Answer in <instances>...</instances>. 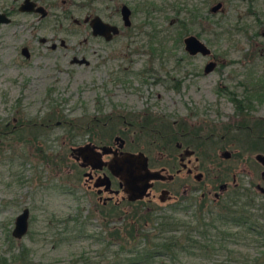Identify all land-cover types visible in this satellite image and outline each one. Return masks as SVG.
<instances>
[{
	"label": "rangeland",
	"instance_id": "obj_1",
	"mask_svg": "<svg viewBox=\"0 0 264 264\" xmlns=\"http://www.w3.org/2000/svg\"><path fill=\"white\" fill-rule=\"evenodd\" d=\"M34 1L46 9L44 18L14 10L11 22L0 25V118L10 116L18 106L27 118L42 119L54 111L51 122L60 120L65 125L53 127L49 135L43 133L36 148L14 140L1 147L0 142V259L5 258L7 264H68L83 253L88 262L107 264L111 262L108 249L96 238L121 228L117 218L120 210L126 215L143 209L164 211L179 219L190 215L192 207L171 210L174 202L161 204L157 199L129 204L122 194L117 196V205L102 207L95 193L86 188L68 150L71 142L77 145L90 136L79 128L93 116L104 117L102 121L117 113H139L140 121L149 117L150 127H157L161 134H141L138 127L121 134L109 125H99L91 138L95 143H107L118 136L124 140L123 150L142 151L148 155L149 165L164 166L169 172L178 168V150L173 142L159 150L164 124L171 129L181 125L178 134L198 129L202 144L195 147L198 141L190 136L176 135L174 141L194 151L186 158L195 165L193 173H201V178L196 180L180 171L173 185L167 183L176 195L182 188L187 193L185 198L197 204L201 198L209 202L219 183H227L226 193L231 191L232 178L241 188L255 190V185H262L260 172L264 168L253 156L264 155V39L259 35L264 29V0H187L197 2L199 15L195 22L184 20L187 24L182 34L174 10L183 0ZM19 2L0 0V10ZM216 2H221V7L209 12ZM121 3L131 10L128 28L122 27L119 18ZM93 14L115 23L119 34L109 42L91 37L82 19ZM189 34L206 44L210 56L182 60V67L177 65L185 58L182 38ZM60 40L63 46L58 45ZM51 43L55 49L49 48ZM22 46L28 49V59L20 54ZM72 55L86 58L88 65L70 64ZM212 56L214 69L203 74V64ZM191 71L193 76L187 75L182 85L171 86ZM158 75L160 80L152 82ZM229 91L233 92L229 97L236 95V100L248 97L251 105L239 113L227 96ZM120 130L123 132L121 124ZM209 131L215 139L203 141ZM222 151L229 156L223 158ZM260 197L253 200L264 202ZM23 207L29 211L27 233L19 240L11 237L9 243L6 236H11L13 219ZM154 224L146 227L150 230ZM223 227L230 233L241 231L231 223ZM242 235L247 240L252 237ZM246 243L245 239H235L225 246L238 262L264 250V245ZM108 248L112 250L113 245ZM225 257V252L211 257L192 252L179 260L182 264H214Z\"/></svg>",
	"mask_w": 264,
	"mask_h": 264
},
{
	"label": "flooded vegetation",
	"instance_id": "obj_2",
	"mask_svg": "<svg viewBox=\"0 0 264 264\" xmlns=\"http://www.w3.org/2000/svg\"><path fill=\"white\" fill-rule=\"evenodd\" d=\"M31 1L35 2V4L38 5L36 3V1H34V0H31ZM21 3H22V0H20V2L17 3L15 5V7H11L9 9L2 8L0 10V13L4 14L9 19V21L7 23H0V25H7L11 22V15H12V12H14V10L18 13H25V12H20L18 10V7L20 6ZM122 4H124V3H121L119 5V8H118V14H119L120 21H121L120 6ZM38 6H41V5H38ZM41 7L45 11L44 16H40L39 13H37V14H38L39 18H44L47 14V11L43 6H41ZM127 8L129 9V20H130V24H131V10L128 6H127ZM31 13H35V12H31ZM94 15H97V14L86 15L82 19V23L89 30V34L91 37L99 38V39L103 40L104 42H109L111 39H113L115 36H117L119 34L120 30L115 23L105 21L99 15H97L100 17V19L102 21L116 25L118 28V33L116 35L112 36V38L109 41H105L101 36H92L91 32H90V27L88 25V21ZM73 23L76 25L79 24L78 20H73ZM130 24L128 26H123V24L121 22V25L124 28H128L130 26ZM263 30L264 29L259 31V35L261 36V38L264 39V37L261 35V32ZM39 41L41 43H44L45 39L40 38ZM52 44H54L53 47H51ZM58 45L63 46L64 45L63 41L60 40ZM55 47H56L55 43H51L49 45L50 49H55ZM22 48H26V47L25 46L20 47V54L23 57H25L26 59H28L29 58L28 49L26 48L28 55L25 56L21 52ZM182 48H183V43H182ZM182 52L185 55V58L184 59L181 58L180 60H178L179 63L177 62V65L182 66V67H183V64L181 63L182 60L183 61H193V60L195 61L198 59V56L205 57V58H208L210 56V52L206 56L201 55L200 53L190 54V53H188V51H184V50ZM74 58L75 59H84L86 61V64L85 63H81V64L88 65V60L86 58H84V57L78 58L77 56H74V55H72L70 60H69L70 64H78L77 62H71V60H73ZM210 58L211 59H209L207 62H205L203 64V67H202V73L203 74H207V73L212 72L214 67H215L214 57L212 56ZM208 62H213V67L211 70L205 72L204 67ZM147 73H148V71H147ZM187 75L193 76V71H191V73L186 72L181 79L176 80L175 83L172 84L171 86H173L174 88H177L180 85V83L182 85L184 83V81H185L184 79ZM158 78H159V75L155 76V78L152 82H156V81L160 80ZM161 81H163V80H161ZM15 83H17V81H15ZM226 93H227L228 98H231V97H229V95H232L233 92L229 91ZM235 97L237 98V96L236 95L234 96V99L236 100ZM234 106H235V104H234ZM244 109L246 110L247 108H244ZM142 110H146V108L142 109ZM243 110H242V112H243ZM239 113H241V112H239ZM128 114L129 115H123V114L117 113V114L113 115L112 117L108 116L104 121L108 120L109 123L102 121V119H104V117L100 118V117L93 116L89 120H85V123L83 125H80L81 127L79 128V130H81V132H89L90 136H88L85 139H82L77 145H76V143L73 145V143L71 142V144H69V146H68L69 157L77 163L79 169L81 170V175L83 176L86 188L91 189L95 193L96 199L102 205V207L108 206L110 204L113 206L117 205V203H118L117 196L119 194H122L121 197L122 198L124 197L126 199L127 195L122 191V186H120V184H119L120 183L119 179L110 174L109 170L106 168V165L105 166L102 165L100 168H94L92 166V164H94V161L91 160L88 156H85V158L87 159V161H85V162H83L81 160V156H78V159H75V157H77V154L75 152L71 153V149L89 144L93 148V150L100 151L99 148L101 146H105L106 147V153L101 154L99 156V158L101 161L107 163L113 157H119L122 152H132V151L123 150V147L125 145L124 140L119 138L118 136H115V135L112 138H110L109 141H107V143H102L100 141L97 143L93 142V140H92L93 138H91V135L93 134L94 130L96 131L99 129V128H95V127H98L100 125L102 128H104L106 125H109L110 127H112V131L120 132L121 134H125L127 132V130L136 129V127H138L137 132L141 133V134L145 133V132L148 134H152V133L161 134V132L159 131L160 129H157V127L156 128L150 127V125H152V121H150L149 117H146L144 120H142L144 122L141 123L142 121H140V119H139L141 115L139 113L138 114L135 113L136 115L134 113H132V114L128 113ZM52 118L53 117H51V116H46V117H43L42 119H40L38 117H35V118L34 117H28L27 118V117L23 116L21 109H19L18 106H16L14 108V111L10 112V116H5V117L0 118V142L2 141L1 147L6 146L4 144H6V142L8 140H14L16 142H19L20 144L27 143L28 146H30V147L34 146L36 148L38 146L39 137L42 136L43 133L45 135H47V134L49 135L50 131H52L53 127H58L62 124L65 125V122L60 121V120L51 122ZM81 119L84 120L86 118L82 117ZM66 123L71 125V123L68 121H66ZM137 123L139 124L138 126L136 125ZM120 124L123 126V132L121 131L122 129L120 130ZM90 125L94 126V128H90ZM70 127H72V125ZM181 127L182 126L180 125L179 127H176L175 129H171V126L166 125V124H164V126L162 127V129L165 132L163 135H161V137H162L161 139L163 140V144L159 145V150H162L163 148L171 147V145H168L171 142H173V148L175 150H178L177 157H176V164L178 165V168H175L172 172L167 171V169L161 165H159L157 167H154V166L152 167L151 165H149V157H148V155H146L142 151H133L132 152V153L142 152L147 158V168L151 171H158L160 173V177L150 180V186L147 188L145 195L141 199H138L135 201H128L126 199L128 202H131V203L132 202H140L142 200H145L146 202H153V200L157 199L158 202H160L161 204L168 203V202H174L173 204H175L177 202L180 203V202L188 201L185 204V205H189V207L187 209H190V207L196 208L197 210L199 209L202 211V214L204 215V214H206V209H204V208H206V207L207 208H209V207L214 208L216 206L222 205L225 202V200L228 198V196L230 194L231 195L233 194V192L239 193L242 197L241 200L244 201L245 203H246V200H249V199L253 200L255 197H258V196L259 197L261 196L264 199V181H263V176H262V173L264 172V170L260 172L262 185H255V190L250 189V188H249L250 189L249 190L246 188L239 187L236 184V182L234 181V178H232V184H231L232 190L229 191L228 193H226L228 191L227 190L228 189L227 183H224V182L219 183L217 185L218 192H213L211 195L210 201L207 203L202 198L198 204L194 201V199L185 198L187 193H185V190H182V188H181V191L178 195H176L174 192H172L171 188L173 186L170 187V186H168L167 183H169V185H170V183H171V185H173L172 181L176 178V176L180 173V171H184L187 175L193 176L194 179H196L195 178L196 174H199L198 179L201 178V173H199V172L193 173L195 171V165H193V164L191 165L190 159L186 158L187 156L192 155L194 153V151L192 149L186 148L187 145H185V144L183 145L182 142L174 141L175 140L174 138L176 137V135H178V138H185L186 136H190V137H193L194 141L197 139L196 142L198 141V144L195 145V147H196V146L202 144L200 142V137L198 136V133H197L198 129L191 131V133L188 131H185L184 133L178 134V131H182V129H180ZM76 129H78V128H76ZM226 130L227 129H224V131H223L224 134L226 133ZM68 137L70 139H72V137H73V135H72V133H70V131H69ZM222 138H223V135L220 136V139H222ZM214 139H215V137L213 135V131H209L207 136H205L203 138V141L204 140L213 141ZM153 146L154 145H152V148H153ZM1 151L2 150H0V152ZM223 152H226V151H222V153ZM222 153H221V155H222ZM228 156H229V154H228ZM82 162L84 164L81 166ZM105 177L107 178V181H108V185L106 186V188H105V179H104ZM161 177H163V178H161ZM198 179H196V180H198ZM95 184H96V186H95ZM225 193H226V195L224 196ZM245 193L251 194L252 197L251 198L244 197ZM207 194H209V193H207ZM179 199H181V200H179ZM253 201H255L254 203L257 206H259V205L261 206V207H259L258 213L261 215L260 216L261 219L264 220V205H263L264 202L258 201L257 199H255ZM199 205L200 206L202 205L203 209L198 208V207H200ZM23 208H26V207H23ZM28 215H29V211H28ZM13 221H14V219H13ZM27 223H28V219H27ZM27 230H28V226H27ZM26 233H27V231H26ZM17 240H19V239H17Z\"/></svg>",
	"mask_w": 264,
	"mask_h": 264
},
{
	"label": "trees",
	"instance_id": "obj_3",
	"mask_svg": "<svg viewBox=\"0 0 264 264\" xmlns=\"http://www.w3.org/2000/svg\"><path fill=\"white\" fill-rule=\"evenodd\" d=\"M180 3L181 6L177 5L174 15L177 23H180V34H182L186 29L187 23L185 21L195 22L194 20L199 15V8L197 2L189 3L187 0H183ZM159 10L163 11V8ZM181 13L183 16L178 19ZM256 97L259 98L260 96ZM230 99L239 112L251 105V100L248 97L244 99L245 101L235 100L232 97ZM240 102H244V104L240 106ZM48 114L53 117L54 111ZM244 197L251 198L252 195L245 193ZM241 198L239 193L233 192L222 205L204 208L206 214L203 215L201 210L192 208L190 215L184 219L173 217L164 211L157 213L147 212L148 210L143 209L134 210L126 215L124 214L125 211L120 210L117 218L122 231H120L121 228L117 227L112 235L99 234L96 240L101 243L105 250L108 249V255L112 256L110 258L107 255L108 259H111V262L107 264H182L179 260L180 256L192 252H200L208 257L225 252L226 257L216 259L214 264H264V250L258 251V255L253 257H241V261L238 262L235 260L233 251L225 246L226 242L235 239H245L246 245H264V220L258 213L261 206L255 205L252 199L248 198L249 200H246L245 203ZM186 202L188 201L177 202L171 205L170 209H187L189 205H185ZM198 208L203 209L202 205ZM148 223H155L152 228L150 227V230L146 227ZM227 223L238 226L241 231L238 233L228 232L223 227ZM242 234L246 237L252 235V237L247 240L242 238ZM6 240L9 243L12 242L11 236L7 235ZM110 245H113V249L109 251ZM23 250L22 248L21 252ZM87 258L83 253H80L68 264H95L92 261L88 262ZM0 264H7L6 259L1 258Z\"/></svg>",
	"mask_w": 264,
	"mask_h": 264
},
{
	"label": "water",
	"instance_id": "obj_4",
	"mask_svg": "<svg viewBox=\"0 0 264 264\" xmlns=\"http://www.w3.org/2000/svg\"><path fill=\"white\" fill-rule=\"evenodd\" d=\"M221 7L220 2H216L209 7V11L214 13ZM20 12L25 13H39L40 16H44L45 11L41 6L35 4L31 0H22V3L18 7ZM120 17L123 26H128L130 24L129 20V9L125 4L120 6ZM86 20V19H85ZM9 19L2 13H0V23H7ZM88 25L90 27V32L92 36H101L105 41H109L112 36L118 33V28L114 24L104 22L100 19L99 16H92ZM261 35L264 37V30L261 32ZM42 40V39H41ZM183 50L188 51L190 54L200 53L201 55H208L210 49L206 44L197 38L195 35L189 34L182 38ZM54 44L51 45L53 47ZM22 54L27 56V49H21ZM71 62H77L78 64L85 63L84 59H73ZM213 67V62H208L204 71L207 72ZM100 151L93 150L89 145H83L71 149V153L75 152L78 159V156H81L83 162L87 161L85 156H88L91 160L94 161L92 166L94 168H100L102 165L109 170L110 174L117 177L120 181V186H122V191L127 195L126 199L128 201H135L141 199L147 188L150 186V180L160 177L158 171H151L147 168V158L142 152H122L119 157H113L109 162H103L100 160L99 156L106 153V147L101 146ZM222 156L224 158L228 157L227 152H223ZM254 160L259 163L264 168V155L261 153H256L253 156ZM81 163V166L84 163ZM264 181V172L262 173ZM163 178V177H161ZM195 178H199V174L195 175ZM105 188L108 185L107 178L105 177ZM96 186V184H95ZM27 219H28V209L23 208L19 211L14 217L13 225L10 230V235L14 239H20L27 231Z\"/></svg>",
	"mask_w": 264,
	"mask_h": 264
}]
</instances>
